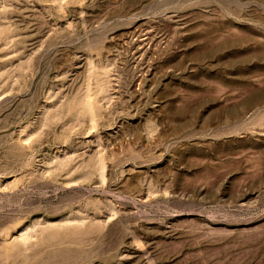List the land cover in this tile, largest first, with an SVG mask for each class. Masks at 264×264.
I'll list each match as a JSON object with an SVG mask.
<instances>
[{"label": "rangeland", "instance_id": "rangeland-1", "mask_svg": "<svg viewBox=\"0 0 264 264\" xmlns=\"http://www.w3.org/2000/svg\"><path fill=\"white\" fill-rule=\"evenodd\" d=\"M0 264H264V0H0Z\"/></svg>", "mask_w": 264, "mask_h": 264}]
</instances>
